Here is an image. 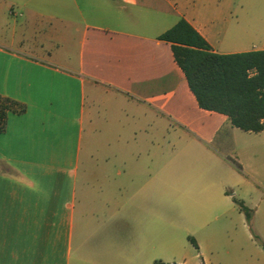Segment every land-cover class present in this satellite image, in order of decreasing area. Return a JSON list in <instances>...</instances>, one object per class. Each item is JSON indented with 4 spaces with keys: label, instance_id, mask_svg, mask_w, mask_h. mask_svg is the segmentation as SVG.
Wrapping results in <instances>:
<instances>
[{
    "label": "crops",
    "instance_id": "obj_1",
    "mask_svg": "<svg viewBox=\"0 0 264 264\" xmlns=\"http://www.w3.org/2000/svg\"><path fill=\"white\" fill-rule=\"evenodd\" d=\"M200 1L0 0V98L25 107L0 132V264H153L167 193L196 253L165 264H212L217 236L248 226L242 187L264 225V129L235 150L159 39L183 19L239 54L264 51V27Z\"/></svg>",
    "mask_w": 264,
    "mask_h": 264
},
{
    "label": "trees",
    "instance_id": "obj_2",
    "mask_svg": "<svg viewBox=\"0 0 264 264\" xmlns=\"http://www.w3.org/2000/svg\"><path fill=\"white\" fill-rule=\"evenodd\" d=\"M159 39L171 44L173 59L200 109L226 116L233 127L243 132L258 133L264 129V51L214 53L183 19ZM24 111L23 105L0 98V132L5 129L8 113ZM233 202L249 225L252 211L241 200L233 199Z\"/></svg>",
    "mask_w": 264,
    "mask_h": 264
},
{
    "label": "rangeland",
    "instance_id": "obj_3",
    "mask_svg": "<svg viewBox=\"0 0 264 264\" xmlns=\"http://www.w3.org/2000/svg\"><path fill=\"white\" fill-rule=\"evenodd\" d=\"M199 7H207L208 10L219 8L229 18L230 22L240 20L245 26H254L257 28L264 27V0H203ZM235 150H249V139L253 138V133L243 132L236 129ZM168 140V139H167ZM170 141L166 144L167 153L177 149ZM247 150V151H248ZM232 157L233 154H229ZM240 199L244 201L245 206L252 211L255 222L260 223V216L255 210L260 204L258 197L249 189L242 187L239 192ZM174 198L171 194H166V203L164 218L167 224V233L162 240L156 244V249H150V261L165 262V259H175L179 261L183 258L189 259L196 253L194 247L189 241L193 236L178 231V227L185 225L186 218L180 215L178 210L173 206ZM261 224H263L261 222ZM169 230L171 234H169ZM243 234L244 238H241ZM261 236H260V235ZM240 236L239 246H235V236ZM251 235V237H250ZM255 238H254V237ZM264 244V225L250 224L244 228L239 221H233L229 229L225 230L222 235L217 236L216 246L206 254L212 264H257L264 258L262 250ZM119 264H123L119 262Z\"/></svg>",
    "mask_w": 264,
    "mask_h": 264
}]
</instances>
